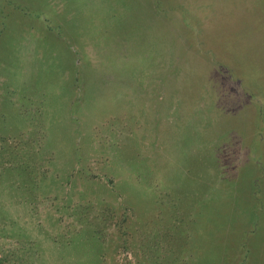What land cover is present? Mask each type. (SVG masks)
Returning <instances> with one entry per match:
<instances>
[{
    "label": "rangeland",
    "instance_id": "374dc122",
    "mask_svg": "<svg viewBox=\"0 0 264 264\" xmlns=\"http://www.w3.org/2000/svg\"><path fill=\"white\" fill-rule=\"evenodd\" d=\"M0 264H264V0H0Z\"/></svg>",
    "mask_w": 264,
    "mask_h": 264
}]
</instances>
